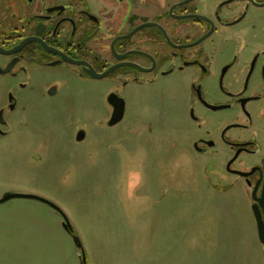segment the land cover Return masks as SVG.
I'll use <instances>...</instances> for the list:
<instances>
[{
	"label": "rangeland",
	"instance_id": "1",
	"mask_svg": "<svg viewBox=\"0 0 264 264\" xmlns=\"http://www.w3.org/2000/svg\"><path fill=\"white\" fill-rule=\"evenodd\" d=\"M67 83L58 98L31 94L30 106L7 109L0 198L34 194L57 204L87 264H264L248 190L226 188L221 162L208 163L178 132L191 124L179 79L131 88L115 126L108 125L107 80ZM7 94L0 87V108ZM62 220L38 200L1 203L0 264H82Z\"/></svg>",
	"mask_w": 264,
	"mask_h": 264
},
{
	"label": "flooded vegetation",
	"instance_id": "2",
	"mask_svg": "<svg viewBox=\"0 0 264 264\" xmlns=\"http://www.w3.org/2000/svg\"><path fill=\"white\" fill-rule=\"evenodd\" d=\"M85 79L107 80L125 117L131 88L179 79L191 124L178 132L208 163L221 162L226 188L242 184L260 205L264 0H0V87L8 92L0 135L12 125L7 109L30 106L31 94L58 98L68 81Z\"/></svg>",
	"mask_w": 264,
	"mask_h": 264
},
{
	"label": "water",
	"instance_id": "3",
	"mask_svg": "<svg viewBox=\"0 0 264 264\" xmlns=\"http://www.w3.org/2000/svg\"><path fill=\"white\" fill-rule=\"evenodd\" d=\"M8 70H6V71H8ZM113 70H114V67L109 69L104 74L98 75V77L103 78V77L107 76ZM91 75L93 77H96L95 73H91ZM108 102L114 107L112 116L108 121V125L109 126H115L118 123H120L125 117V112H126L125 100L123 98H118L116 95L110 94L108 96ZM85 138H86V132L84 130H81L80 132H78V134L76 136V139L78 141H82ZM254 195L256 196V192H254ZM14 198H27V199L38 200V201H41V202L48 204L53 209L58 211L63 218L62 221H63L64 228L68 232L73 234L76 246L81 250L80 257L82 260V264H87L86 254L84 252L83 244H82L80 238L77 235H74V230H73V227L70 223V220L68 219V217L64 213V211L57 204H55L54 202H52V201H50L44 197L38 196V195L22 194V193H6L2 198H0V204L6 202L8 200L14 199ZM257 200L260 202V205H253L252 210H253V214H254V217L256 220L258 236H259L260 242L262 245H264V188H263V192H262V197L260 199H257Z\"/></svg>",
	"mask_w": 264,
	"mask_h": 264
}]
</instances>
